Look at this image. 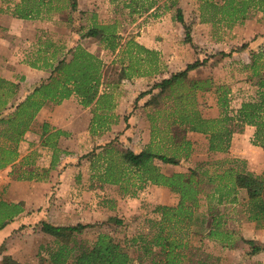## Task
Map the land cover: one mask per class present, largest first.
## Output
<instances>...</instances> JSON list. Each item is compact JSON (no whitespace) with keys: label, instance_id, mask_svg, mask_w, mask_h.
I'll use <instances>...</instances> for the list:
<instances>
[{"label":"trees","instance_id":"obj_1","mask_svg":"<svg viewBox=\"0 0 264 264\" xmlns=\"http://www.w3.org/2000/svg\"><path fill=\"white\" fill-rule=\"evenodd\" d=\"M50 3V0H20L11 14L19 19L42 18V14L50 10ZM65 6L75 11L76 0H68ZM147 7H151V4ZM61 8L62 5L54 10ZM256 10L264 12V0H199L198 17L201 22L230 27ZM174 19L183 25L184 42L191 44L190 28L179 11H176ZM82 36L95 38L110 52L118 50L127 53L129 63L124 67L126 78L146 73L133 65L132 59L136 62L147 60L154 71L158 68L156 52L131 40L120 43L113 23L92 22ZM245 47L247 44L243 43L236 49ZM132 48L136 49V55H131ZM59 50L60 46L48 40L36 47V55L29 65L48 68L49 74L45 77L47 80L42 79L21 101L16 98L19 91L17 82L0 76V168L10 165V174L15 180H44L48 170L57 164L59 153H66L57 142L60 136L66 137L68 133L43 121L39 125L38 138L39 144L50 151L48 167L39 168L34 163V150L27 155L20 154V142L28 132H35L32 122L45 104H60L73 96L81 107H91L88 132L92 135L108 131L111 124L117 123L118 116L113 112L115 102H112L110 92L100 89L104 65L102 59L81 44L68 48L69 57L55 56ZM142 52L150 57H138L137 54ZM250 52V61L244 64V68L248 70L246 78L254 81L255 91L253 97L242 100L238 107L229 105L228 89L213 84L211 78H188L189 72L208 63L207 56L197 57L136 96L134 103L148 94L143 106L150 105L154 107V113L157 112V116L149 114V142L144 148L138 152L119 151L115 148V137L96 146L100 149L98 152L92 149L80 156L87 155L92 164L100 162L101 168L94 176L100 183L118 185V191L123 195L134 196L146 183L166 187L177 195L175 205L152 203L154 206L150 212L153 216L144 218L146 232H140L130 240V244L137 246L143 257H149V264H215L218 258L211 253L201 251L200 256L194 255L189 237L199 234L201 238L216 242L221 247H232V230L225 228V209L227 205L240 202L239 190L245 193L240 204L246 219L253 221L256 228L264 227V168L260 173L247 170L245 161L234 157L200 161L186 171L171 174H164L156 164V161H160L176 165L181 159L188 158L193 150L192 141L185 135L170 134L156 126V120L162 114L180 131L206 135L208 152H227L232 135L241 133L246 125L254 127L251 143L264 150V45ZM230 54L231 51L222 50L215 55L225 57ZM37 60L41 64H36ZM154 89L157 91L154 92ZM210 90L215 93L219 108L215 117H205L196 106V91ZM169 98L172 100L169 108H156L162 99ZM124 122L128 127L127 117H124ZM134 176L138 181L130 184V178ZM202 201L203 208L200 209ZM22 211L19 202L0 200V229ZM91 226L93 223L89 222L56 225L42 220L39 229L54 239L53 246L38 248V264H135L127 248L107 233H98L87 247L76 244L74 234ZM240 240L250 245L252 253L264 250V246L250 239L241 237Z\"/></svg>","mask_w":264,"mask_h":264},{"label":"rangeland","instance_id":"obj_2","mask_svg":"<svg viewBox=\"0 0 264 264\" xmlns=\"http://www.w3.org/2000/svg\"><path fill=\"white\" fill-rule=\"evenodd\" d=\"M6 1L8 0H0V4L3 5ZM50 2V10L43 13L41 18L44 23L48 22L50 27L45 25L35 34H29L27 39L22 36L17 42L13 41V46L9 48L10 56H7L13 55L14 60L17 58L20 62L29 65L36 55L34 52L36 47L42 42L48 40L60 46V50L55 55L57 57H69L68 46L81 44L100 57L104 63L100 89L110 92L111 100L115 102L113 112L118 119L116 124H111L110 130L92 135L88 132L87 122L88 114L91 116V107L83 108L77 100L80 107L78 105L74 107L75 103L66 107L71 111L73 122L70 127L72 129L74 127L78 133L75 139L69 138L70 133L66 137H59V139L65 138L62 142H57V145L66 153H59L58 162L52 168L57 172L53 173L52 169H49L44 180H20L23 183L17 188L18 194L11 195V198L6 194V185L3 190H0V196L4 198V201L19 202L25 214L21 216L23 221L13 227V231H6V229L0 231V264H38L36 256L38 248L53 246L54 239L39 229L42 220L56 225L76 222L93 223V226L74 234L76 244L87 247L95 240L98 233H107L114 241L127 248L135 264H149V257H143L137 246L130 244V240L138 233L146 232L147 225L144 223V218L153 216L150 212L154 206L152 203L175 205L177 195L166 187L151 186L153 184L150 183H146L137 190L134 196L123 195L119 193L118 185L100 183L96 175L94 176L101 168L100 162L95 161L92 164L87 155L81 158L80 156L91 152L92 149L98 152L100 149L96 146L103 145L115 137H117L115 148L119 151L138 152L144 148L149 142V138L147 143L142 142V135L148 134L149 137L151 126L149 114L157 116V112L154 113L155 109L150 105L143 106V102L149 97L148 94L134 103L136 96L141 90L148 89L153 83L168 77L175 70L184 68L187 62L197 57L207 56L208 63L189 72V79L211 78L213 84L224 86L228 89L229 105L232 108L238 107L242 100L253 97L254 81L246 78L248 70L244 68V64L250 61L251 50H257L264 45V12L256 10L242 22H236L227 27L224 24L212 25L201 22L198 17L199 0H76L75 11L65 6L68 0H50ZM149 4L151 7H147ZM61 5L63 8L54 10ZM176 11L181 13L185 24L190 28L191 44L183 40V25L174 19ZM92 22L113 23L115 31L120 36V43L125 44L131 40L146 49L154 50L157 56V70H152L153 66L147 60L136 62L132 59L133 65L146 73L126 78L124 67L129 63L127 53L118 50L110 52L105 50L95 38L82 36ZM243 43H246L247 47L242 50L236 49ZM6 47L4 50L8 52ZM222 50L231 51V54L225 57L215 55ZM135 51L136 49L132 48L131 55H136ZM137 56L150 57L146 52ZM6 57L3 63L0 61V76H3L1 68L8 69L14 66L13 62H16ZM35 63L41 64V61L37 60ZM13 79L18 80L16 81L18 85H20L19 81L24 82L23 75L14 76ZM34 80L35 78H32L26 83L27 91L36 81ZM211 90H214V86ZM211 90L196 91V106L202 114L211 113L215 108L219 113L215 93ZM155 91L157 90L154 89ZM26 94V92L18 91L17 101L24 99L25 96L22 97V95ZM161 102L156 107L160 110H166L172 104L170 98L162 99ZM61 114L66 113L61 110ZM164 116L165 114L159 116L156 126L170 134L185 135L193 143L190 156L181 159L176 165L156 161L164 174L186 171L189 166L200 161L224 160L232 157L243 159L247 170L262 172L264 150L251 143L253 126L249 136H242L235 141L233 154H230V147L227 152H208L206 135L180 131L176 124H172L171 120ZM124 117H127L128 127H125ZM38 120L40 119L35 116L32 122L35 132H28L23 147L22 141L20 142V154L27 155L34 150L35 153L32 155H35L34 163L39 168H47L50 151L43 148L37 139L39 125L42 123ZM84 126H86V132L82 130ZM241 133L245 134V130ZM191 136H196V139H192ZM26 146L28 151L25 149ZM63 163L69 164L67 167L71 168L64 183L59 179V168ZM10 171L8 173L11 176ZM137 181L134 176L130 178L129 183ZM131 187L134 188L132 185ZM238 197L239 203L227 205L225 209L227 216L225 228L232 230L233 246L221 247L216 242L201 238L199 234H191L189 240L194 255L200 256L201 251L211 253L218 258L215 264H264V250L252 253L250 245L240 240L242 237L264 246V227L256 228L253 221L246 219L240 204L245 197L244 191L239 190ZM203 203L202 201L200 209L203 208ZM113 218L119 222L114 221Z\"/></svg>","mask_w":264,"mask_h":264},{"label":"crops","instance_id":"obj_3","mask_svg":"<svg viewBox=\"0 0 264 264\" xmlns=\"http://www.w3.org/2000/svg\"><path fill=\"white\" fill-rule=\"evenodd\" d=\"M20 0H8L6 1L5 4L1 5L0 4V61L1 63H3V61L5 60V57L10 53L9 52V48L13 46L14 43H12L13 41L17 42L18 39L22 36H24L26 39L29 37V34H35L38 29H42V27H44L45 25L50 27V24L48 22L42 21L41 18L38 19H34V20H29V19H19L16 18L14 16H12L11 11L14 7V5L16 3H18ZM7 46V47H6ZM6 47L7 51L6 52L4 50V48ZM72 46H68V48H70ZM67 48V49H68ZM2 50H4V54L2 55ZM10 56V55H8ZM6 57V59L8 60H12V61H16L13 62L14 66L8 67V69H2V75L3 77L10 79L14 82H18V80H14L13 77L14 76H20L23 75L24 76V82L19 81L20 85H19V91L21 92H26L28 93V91L30 92L36 85H38L40 83V81H42V78L44 79L48 74H49V69L45 71V69L41 68H32L30 67L27 63L24 62H20V60L16 58V60H14V56L12 55L11 57ZM4 67V66H2ZM14 68V70H13ZM17 72H19L18 74H16ZM32 78H35V82L30 85V89L27 91L26 88V83L29 82V80H32ZM18 94V93H17ZM25 95H22V97H24ZM75 103V104H74ZM72 105L74 104V107H76L75 105H78L76 102V99L72 96L68 99L63 100L60 104H52V103H47L45 104L40 111L37 113L36 118L38 117V121H46L48 122L51 126L56 127V128H60L62 130H66L67 133L69 134V138H76L77 137V131L76 129L73 127H70L72 121L71 118V111L67 110L66 107L68 105ZM79 106V105H78ZM80 107V106H79ZM216 109V108H215ZM215 109H212L213 111L208 114H203L206 117H215L217 115L218 112H216ZM61 110L63 111V113L65 112L66 114H61ZM89 114L87 117V122H89ZM37 121V120H36ZM86 122V125H87ZM86 126H84V132H86ZM252 129L251 126L246 125L244 127L243 130H245V134L243 133H234L231 139V145H230V154H233L235 152V141L238 138H241L242 136H249L250 135V130ZM81 130V131H82ZM252 131V130H251ZM243 132V131H242ZM193 135V134H191ZM28 136V133L24 136V140H22V147H23V143L26 139V137ZM148 134H144L142 135V142L147 143L148 142ZM192 139H196V136H191ZM37 139H39L37 137ZM62 139L65 138H60L58 140V142H62ZM29 145V144H28ZM20 146V145H19ZM25 148V147H24ZM28 151V146H26L25 148ZM30 149V148H29ZM20 150V148H19ZM235 156V155H232ZM69 166V164H65L63 163L62 166L59 168V179L60 181H62V183H64V180L68 178V173L70 171L71 168L67 167ZM71 166V165H70ZM10 165L6 166L5 168H0V190H3L4 185H6V194H8L9 198H11L10 196H15L16 194H18V186L22 185L23 181L20 180H15L13 179L10 175H9V171H10ZM53 173H56L57 171H55L54 169H52ZM60 185V184H59ZM151 186H155V185H151ZM149 188V186L147 187ZM0 200H4L3 197L0 196ZM11 201H13L14 199H10ZM25 215L23 212L19 213L18 215H16L10 222L9 224H6L2 229H0V231H4L6 229V231H13V227H16L17 224H19L20 222H22L23 220L21 219V216ZM20 216V218H19Z\"/></svg>","mask_w":264,"mask_h":264}]
</instances>
